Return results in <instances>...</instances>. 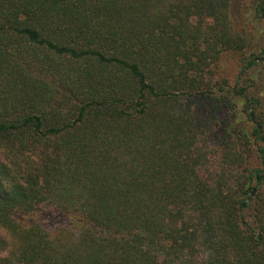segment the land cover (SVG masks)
I'll return each instance as SVG.
<instances>
[{
    "label": "trees",
    "instance_id": "1",
    "mask_svg": "<svg viewBox=\"0 0 264 264\" xmlns=\"http://www.w3.org/2000/svg\"><path fill=\"white\" fill-rule=\"evenodd\" d=\"M0 264H264V0H0Z\"/></svg>",
    "mask_w": 264,
    "mask_h": 264
},
{
    "label": "rangeland",
    "instance_id": "2",
    "mask_svg": "<svg viewBox=\"0 0 264 264\" xmlns=\"http://www.w3.org/2000/svg\"><path fill=\"white\" fill-rule=\"evenodd\" d=\"M253 19L248 15V14H243L242 19L236 18L235 21L241 25V27H244L246 30V33L249 38L253 39H260V32L263 31V27L260 23L258 22H253ZM243 29V28H242ZM258 41V40H257ZM260 41H258L259 43ZM53 221L47 220V224H44V228L47 229L48 231L53 230Z\"/></svg>",
    "mask_w": 264,
    "mask_h": 264
}]
</instances>
